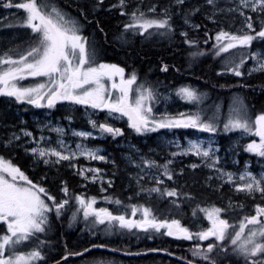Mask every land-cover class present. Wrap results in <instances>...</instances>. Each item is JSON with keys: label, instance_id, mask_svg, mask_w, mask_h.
I'll return each mask as SVG.
<instances>
[{"label": "snow or ice", "instance_id": "1", "mask_svg": "<svg viewBox=\"0 0 264 264\" xmlns=\"http://www.w3.org/2000/svg\"><path fill=\"white\" fill-rule=\"evenodd\" d=\"M0 6L23 10L20 26L30 30L28 38L21 42L23 46L17 44L0 53V96L35 108L53 109L58 102H68L84 106L86 112L91 109L93 114L96 110L106 111L103 120L89 117L87 123L90 130H71L72 136L79 138L74 148L62 138L65 135L62 127L37 123L41 133L48 128L57 134L54 143L43 135L37 139L32 131L20 128L24 137L31 138L32 146L25 148V152L30 154L34 163L54 167L67 162L68 167L76 169L75 174L84 180L95 182L103 179L100 176L102 169L78 167L75 161L79 157L107 161V156L101 154L104 151L101 147H90L85 141L109 135L113 138L122 136L123 129L109 121L126 117L127 127L138 136L159 133L162 129L172 133L171 138L161 136L159 139L160 145L174 149L168 152L170 158L160 163L148 155L139 154L140 150L130 145L136 155L125 153L124 156L127 164L138 169L132 176L136 185L134 197L144 194L150 200L155 193L157 200L170 198V205L179 209L181 201L192 200L194 196L183 190L184 185L169 187L165 178L176 185L185 168H206L210 174L204 178V183L213 192H219L228 184L252 200L258 194L261 201L253 204L252 212L239 216L236 223H230L228 214L244 211L246 206L243 203L233 202L231 198L228 204L222 206L210 203L202 207L197 203L193 216L197 215L198 209L208 225L193 231L182 225L179 219L155 214L153 208L144 203H124L118 198L113 200L105 196L103 199L117 205V209L95 207L96 197L85 198L83 194L70 196L64 180H60L59 187L64 195L58 199L50 188L39 181L34 182L11 159L0 155V264H47L44 249L51 243L46 238L52 230L51 217L60 220L68 211L66 206L70 200H74L76 206L67 217L69 228L83 223L91 235H96L97 231L108 235L143 232L150 240L153 233H159L177 240L193 241L189 249L193 259L179 257L181 264H224L231 257L236 258L234 264H241V261L243 264H264V163L260 164L257 174L249 170L247 161L239 172L226 170L220 165V148L214 140V135L220 132L238 131L241 136L258 137V140L250 139L242 147L245 152L264 159V112L253 120L247 104L239 95L231 98L227 114L222 113L220 104L201 107L206 94L190 85H181L172 91L181 100L194 104L193 109L177 113H169L167 109L154 111L160 99V82H141L135 70L126 74L124 67L98 60L95 45L89 35H85L88 26H92L93 35L95 32L106 35L103 21L96 14L116 11L127 18L116 37L123 45L128 44L130 37L171 39L178 32L182 42L189 47L191 62L209 53L221 58L217 75L230 73L242 77L245 74L242 69L249 59L252 66L247 68L248 75L264 73V51L260 48L253 51L251 48L254 41L264 45V0H167L163 5L154 2L144 5L143 0L135 3L133 0H114L108 3L107 8L105 0H92L90 6L76 3L79 18L58 7L54 0H0ZM224 14L232 17L233 23L229 28L239 19L236 30L219 27L213 36L209 34L212 30L205 24L203 43L214 42L210 49L200 47V39L190 36V31L198 33L202 28V24L195 23L194 18L201 15L204 20L217 24V17ZM174 17H179L182 24L175 25ZM231 50H239L241 54L233 55ZM160 70L167 72L169 65L162 63ZM22 81L29 82L24 84ZM225 86L220 85L222 88ZM65 118L72 119L71 116ZM189 129L195 130L191 136L177 135L179 130ZM199 133L208 135L203 137ZM20 140L21 136L11 131L3 137L0 145L5 149L20 147ZM153 151L149 149V152ZM189 156L195 157L198 162L175 165L178 157ZM46 179L41 177L42 181ZM108 185L112 186L111 180H108ZM100 191L105 189L101 187ZM133 196L128 200L131 201ZM137 214L139 218H136ZM41 236L45 238L41 239ZM108 247L106 243H90L81 251L69 252L65 245L64 254L53 264H61V261L68 264L70 256L83 257L91 249ZM111 251L135 256L146 252L174 255L165 248H148L135 253L126 248H112ZM90 264L112 262L93 260Z\"/></svg>", "mask_w": 264, "mask_h": 264}, {"label": "trees", "instance_id": "2", "mask_svg": "<svg viewBox=\"0 0 264 264\" xmlns=\"http://www.w3.org/2000/svg\"><path fill=\"white\" fill-rule=\"evenodd\" d=\"M154 1L156 2L158 0ZM91 2L92 0H54V3L58 7L68 11L77 18H79V13L76 11V3L90 6ZM110 2H113V0H105V8H107L108 3ZM22 15L23 11H20L18 16L15 14L8 19L3 20L4 22H0V26L6 22H12L13 25L15 24L14 27L21 29L20 17H22ZM96 15L97 18L103 21L106 35L100 32H95L93 35L92 26L86 28L85 35H89L95 45L98 60L116 63L125 68L126 74L135 70L141 82L148 81L152 83L159 81L158 91L183 83H194L198 85V90H200V92L207 94L208 99L206 98L205 100H209L211 105L220 104L222 111L226 110L233 95H239L243 97L247 104L250 116L255 117L261 112H264V73L253 72L251 75H248V73L244 72L245 74L242 77H235L230 73L217 75V72L221 68V58L214 57L209 53L200 57L195 62H191L188 57L189 47L182 42L179 33H176L171 39L165 37H153L149 40H142L138 36L130 37L128 44L123 45L116 37L122 28V22L127 18L120 16L116 11H100ZM194 22L201 23L202 28L198 33L190 31V36L198 37L200 39V47L205 49H210L214 41L210 40L207 45L203 43V25L206 24L207 28L212 30L209 34L213 36L215 30H218L219 27H224L225 30L235 31L234 27L229 28L230 23H228L226 19H224L223 22L219 21L217 24H212L211 22L204 20L203 16L197 15L194 18ZM21 42L22 41L20 40L18 44H21ZM255 42L257 41H254L253 43ZM21 46L23 45L21 44ZM4 50L6 49H3L0 44V53ZM231 51L232 54L236 56L241 54L239 50ZM223 55L224 54H222V56ZM162 63L169 65V70L167 72H162L160 70ZM176 69H179V71H176ZM28 82L29 81H22L21 83ZM220 85L226 86L222 88ZM227 85H231V87H228ZM19 105L22 106L23 104ZM5 112H9V110L4 108L2 99H0V120L2 121L8 120L4 117L7 115ZM219 135L220 137L225 136L222 132H220ZM101 142L106 143V141ZM0 155L5 156L6 159H11L15 164L21 167V169L25 171V174L34 182L39 181L46 188H50L52 194H54L56 184L60 182V180L66 181L67 186L71 189L77 187L76 184L72 182L74 177L70 174L69 169L60 165H56V167L52 168L40 163L35 164L29 155H24L22 153L20 148L11 147L10 149H5L0 145ZM33 165L34 168L31 169ZM102 166L110 167L111 172L114 173L117 178L120 177L121 172L118 167L114 165L109 166L108 164H103ZM204 175L205 172L203 170L196 169L194 171H189L188 169H185L184 175L178 179L176 185H173L170 181L167 182L169 187H179L180 183H183V190L192 193L194 196V199L190 201L183 200L184 207L188 208L183 219L185 223H187L189 219V206H192V201L198 202L201 205L215 203L217 206H222L228 204L229 198H231L233 202L243 203L246 206L244 210L245 212H252L253 204L261 202L258 194L257 198L252 200L246 195L236 193L227 184H225L219 192H213L212 189L207 188L202 183ZM41 177H46L47 179L42 181ZM155 198L156 196L153 195L152 199H150V203L155 205L152 207L155 214L164 216L173 213L168 211L170 205L168 201H166L167 199L160 201L161 199L155 200ZM238 211L239 210L232 213H235L237 216ZM67 217L68 211L65 212L60 221L54 220V216L51 217L52 230L47 236L56 229L52 239V245L55 248L52 252L50 251V248L44 249L47 256V264L59 259L64 254L65 245L69 252L81 251L82 248L89 246L90 243H106L112 247L119 248V246L133 244L135 239L148 242L145 249L165 248L180 257L187 256L189 259H193L188 249L191 245L186 244L185 241L163 236L159 233H154L153 239L151 240L147 238V235L138 232L136 234H115V236L105 238H102L97 234L93 237V241H88L87 238L90 237L89 231L87 229L82 231L83 227L80 224H77L71 231H64L62 226H64ZM80 237L84 238L78 240ZM44 238L45 237L41 236V239ZM131 251L140 250L136 249ZM91 253L100 254L104 258L109 255L116 256L120 258L122 262H125V264H133L132 261L135 263H149V261H152L154 263L156 262V264H181V261L178 260V258L161 253L125 256L105 249H91L84 256ZM79 258L81 257H70L68 260ZM235 259V257H231L230 259L225 260L224 264H234ZM61 264H64V262L62 261ZM241 264H243L242 261Z\"/></svg>", "mask_w": 264, "mask_h": 264}, {"label": "rangeland", "instance_id": "3", "mask_svg": "<svg viewBox=\"0 0 264 264\" xmlns=\"http://www.w3.org/2000/svg\"><path fill=\"white\" fill-rule=\"evenodd\" d=\"M113 2H114V0H113ZM135 2H137V0H133V3H135ZM150 2H154V3H158L159 5H163V4L167 3V0H158L156 2L154 0H143L144 5H147ZM64 11H66V10H64ZM11 12H15V8H12V9L2 8V9H0V22H2L4 19L9 17L11 15ZM66 12H68V11H66ZM69 14L72 17H75L71 13H69ZM224 19H226V21H228V23H230V24L233 23L231 15L224 14L222 16L217 17L218 22L219 21L223 22ZM173 22L177 26L182 24V20L179 17H174ZM239 23H240V21H239V19H237L235 24L233 25L235 30H236V27L239 25ZM14 25L12 22H6L0 26V44H1L3 49H7L9 47L17 45L20 40L24 41L25 39L28 38V35L30 32L29 29H26L23 27L21 29H18L16 27H14ZM251 48L253 51L257 50L258 48H260L262 51H264V45H261L260 43H257V42L253 43ZM103 62H105V61H103ZM106 63H111V62H106ZM251 66H252V60L249 59L248 62L247 61L245 62V66L243 68V71L247 73V68L251 67ZM24 84H26V83H24ZM181 85H190L191 87L198 90V85L194 84V83H183V84H180V85H177L174 87L164 88V89L158 91L160 93V99H159V102L154 106V111L163 112L165 109H167V111L169 113H177V112H186L190 109H193L195 107L194 104H191V103H188L186 101L181 100L179 97H177L173 93L172 90L181 86ZM198 91H200V90H198ZM165 97H168V99H165ZM206 98L208 99L207 94L203 100L201 107L211 105V102H209V100L208 101L205 100ZM0 99H2V103H3L4 108L6 110H9V112H5V114H7V115L4 116L8 120L7 121L0 120V141H2L3 137L7 133H9L11 131H16L17 134L21 136V140L18 143L20 145H22V146L17 147V148H20L24 155H29V156H30V154L25 152V148L32 146L31 145V138L24 137L23 133H21L19 131L20 128H25L28 131H32L34 137L37 139H39L40 135H43L44 137L50 139L54 143L56 138H57V134L53 131H49L48 128H45L43 130V132L41 133L37 129V123L48 124L49 127H56V126L62 127L65 129V135L62 138L65 140L66 143H68V145L70 147L74 148L75 143L79 138L72 136L71 130L72 129L90 130V125H88V123H87L89 117H91L92 119L103 120L105 118V115H106V111L96 110L95 113L93 114V110H91V109H89L86 112L84 106L70 105L68 102H58V104L55 108L47 109V108H35V107H33L31 105H27V104H23L21 106L19 104H16L10 98H6V97H2V96H0ZM228 106H229V104L227 105L226 110H223L222 113L227 114ZM68 116H71L72 119L68 120L65 118ZM251 118L253 120L255 119V117H252V116H251ZM109 122L114 124L115 127H119L121 129H123V135L122 136H116L115 138H113L110 135L106 136L104 138H100V137H96L95 139L88 138V140L85 141V143H87L90 147H93V146L101 147L104 150L101 154L107 156V158H108L107 161L86 160L84 157H79L75 161V163L77 164L78 167L84 166L86 168H100V169H102L103 171L100 174V176H102L103 179H97L95 182H93L92 180H84L83 177H80L79 175L75 174L76 169L68 167L67 162H62L60 164V166L65 167L66 169L70 170V174L73 175V177H74L72 182H74V184H76L77 187L80 185L85 186V187L86 186L95 187V185H93V184H96L95 189L98 188V191H100L101 187H103L104 189L110 188L108 185V180H111L113 182V179L111 176L108 175L107 172H109V171L111 172V169H110V167H103L102 166L103 164H108L109 166L114 165V166L118 167L120 172H121V175H120V181L121 182H123L124 178H126V179L132 178V176L138 171V169H136L134 166L126 163L124 154L125 153H132V154L136 155L134 153V150L130 149V145H135L136 148H138L140 150L139 154H145L143 152L144 149L142 147H140L139 145H137L135 143V141H139L141 144L153 143L154 148L153 147H150V148L154 149L153 152L155 154H157L159 156V158L161 157V160H158V162H160V163H163L166 158H170V157H168V152L174 150V149H170V148H165L162 145H160V139L159 138L161 136H168V138H171V136H172V133H169L167 130L162 129L159 131V133H149L146 136H138L135 132H133L132 130H130L127 127V118L126 117L123 119L110 120ZM5 125H9V126L14 125V127H5ZM194 131L195 130H191V129L179 130V132H177V135L188 134L191 136ZM223 134L225 135L224 137H220L219 134L214 135V140L220 148V151L218 153V155L221 157L220 165L222 167H224L226 170L239 172L240 170L243 169L245 161H247L249 164V170L252 171L254 174L259 173L260 164L264 163V159L255 156V154H250V153L245 152L243 150V147H242V145L249 142L250 139H257L258 140L259 138L254 137V136H248V135L241 136V133L238 131L237 132H228V133H223ZM94 135H95V133H94ZM198 135L206 137L208 134L199 133ZM101 141H106V143H103ZM108 146L111 149L108 148ZM150 148H148V149H150ZM151 158H153V157H151ZM113 161H114V163H113ZM234 161H239V163L238 164L234 163ZM192 162H198V161H196L195 157H190V156L189 157H182V158L178 157L175 161V165L176 166H181V165L186 166L187 164L192 163ZM35 164H37V163H35ZM40 164L43 165V163H40ZM50 167H52V166H50ZM54 167H56V166H54ZM54 167H52V168H54ZM33 168H34V165L31 167V169H33ZM185 169H188V168H185ZM188 170L194 171L192 169H188ZM198 170H203L205 172V175L203 176V179H202V183L205 185L204 178L208 174H210L209 170L206 168H200ZM86 175L90 176L91 173H86ZM76 177H79L82 179L79 181V184L76 182ZM167 182H169V181L165 178V184H167ZM104 183L107 185L104 186ZM180 185H183V183H180ZM59 187H61L60 182H58L56 184V188L54 191V195H56L58 199L62 198L64 195L62 192L59 191ZM125 187H127L126 189H128V186H124V188ZM236 193H238V192H236ZM239 194L245 195L244 193H239ZM169 199L170 198H164V200L168 201V203H169ZM155 200H157V199L155 198ZM162 200L163 199H161L160 201H162ZM187 201H190V200H187ZM192 203H193L192 206H189V208H190L189 213L190 214H189V219H188L187 223H185L183 219H184L185 212L187 211L188 208L184 207L183 201H181L179 209L173 207L169 203L170 206L168 207V211L170 209L171 210L170 212H173V213H170L169 215L166 214L164 216H168L169 218L179 219L181 221L182 225L189 227L193 231H198L201 226L206 227L208 225V222L206 219H204L203 214L200 213L198 209H197V215L193 216V209L196 208V204L198 202L192 201ZM201 206L203 207L205 205H201ZM66 209L68 210V215H69L72 208H70L67 205ZM245 213H246L245 211H241V212L238 211L237 216L235 213L229 214L228 218L230 220V223H236L239 216H242ZM159 216H161V215H159ZM136 218H139V214H137ZM54 220L58 221L57 219H54ZM77 224L82 225L83 229L85 230L83 223H77ZM74 227L69 228L67 226V219H66V222H64V226H62L64 231H71ZM55 232H56V229H54L49 234V236L46 237L51 242L50 245L46 248L47 249L50 248L51 252L55 248L52 245V239H53V235ZM139 233H142L143 235L145 234L143 232H139ZM97 234H99L100 237H102V238L115 236V234L108 235V234H104L101 231H97L96 235ZM89 235H90V237L87 238V240L93 241V237H95L96 235H91L90 233H89ZM145 235H147V234H145ZM84 237H82V238L80 237L78 240L83 239ZM185 242H186V244H189V245H192V243H193V241H185ZM202 243H204V242H202ZM147 245H148V242H144V240L135 239L133 244H127L125 246H119V248H121V249L126 248L130 251L136 250V249L143 250L147 247ZM113 248H115V247H113ZM188 249H190V247ZM93 260L109 261V262H112V264H125V262H122V260L116 256H110L109 255L106 258H104L102 255L97 254V253H91V254L84 256V257H81L79 259H70V260H68V264H86V262H88V264H90V262ZM132 263L133 264H156V262L154 263L152 261H149V263H143V262L135 263L134 261H132Z\"/></svg>", "mask_w": 264, "mask_h": 264}, {"label": "flooded vegetation", "instance_id": "4", "mask_svg": "<svg viewBox=\"0 0 264 264\" xmlns=\"http://www.w3.org/2000/svg\"><path fill=\"white\" fill-rule=\"evenodd\" d=\"M3 7L0 6V9H2ZM20 11L23 10H17L15 9V12H11V16L15 15L18 16V14L20 13ZM9 17H7L6 19H8ZM5 20V19H4ZM135 143L137 145H139L140 147H142L144 149V153L150 157H153L154 159L161 160V157L159 158V156L157 154H155L154 152H149L150 147L154 148V144L153 143H146V144H141L139 141H135ZM108 148H110L108 146ZM147 148V149H146ZM111 149V148H110ZM109 176L112 177L113 182H112V186L110 188H105L104 192L98 191V188L95 189V187H88V186H78L75 187L74 189L69 188V195H73V194H83L85 198L87 197H96V204L94 205L95 207H107L110 210L115 211L117 209V205H115L114 203H110L107 202L103 199V197L105 196H109L112 197L113 200L114 199H120L121 201H123L124 203H144L146 205H150L151 207L155 206L154 204L150 203V200L146 199L144 194H141V196L139 198H136L133 196V193L136 190V185H135V180L130 178V179H126L124 178L123 182L120 181V177H116L114 173L112 172H107ZM121 175V174H120ZM82 180L79 177H76V182L79 184V181ZM147 182V179H146ZM107 184L104 183V186H106ZM124 186H128V189H126L127 187L124 188ZM154 196H156L155 193H153ZM133 196V199L131 201L128 200V197ZM68 206L70 208H74L75 205V201L74 200H70ZM123 210V209H121Z\"/></svg>", "mask_w": 264, "mask_h": 264}, {"label": "water", "instance_id": "5", "mask_svg": "<svg viewBox=\"0 0 264 264\" xmlns=\"http://www.w3.org/2000/svg\"><path fill=\"white\" fill-rule=\"evenodd\" d=\"M93 244H100V243H93ZM109 247L108 248H104L105 250H108V251H111V249L113 248L112 246L108 245ZM88 247V246H87ZM94 249H101V248H94ZM143 250H140V251H131L133 253L135 252H142ZM113 252V251H111ZM114 253H118V254H121V255H125V256H135V255H126L123 251H117V252H114ZM148 253H153V252H146V253H143L141 255H144V254H148ZM156 253H161V254H165V255H168L167 253L165 252H156ZM169 256V255H168ZM70 257H75V256H70ZM171 257H174V258H179L180 256H178L177 254L174 253V255H172ZM57 260H60L57 259ZM54 261L48 263V264H53ZM62 262V261H61Z\"/></svg>", "mask_w": 264, "mask_h": 264}, {"label": "bare ground", "instance_id": "6", "mask_svg": "<svg viewBox=\"0 0 264 264\" xmlns=\"http://www.w3.org/2000/svg\"><path fill=\"white\" fill-rule=\"evenodd\" d=\"M213 255H215V254H213Z\"/></svg>", "mask_w": 264, "mask_h": 264}]
</instances>
